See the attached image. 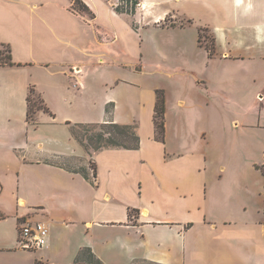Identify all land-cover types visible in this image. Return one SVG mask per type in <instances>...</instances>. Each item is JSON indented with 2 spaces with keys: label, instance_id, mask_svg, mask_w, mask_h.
<instances>
[{
  "label": "crops",
  "instance_id": "1",
  "mask_svg": "<svg viewBox=\"0 0 264 264\" xmlns=\"http://www.w3.org/2000/svg\"><path fill=\"white\" fill-rule=\"evenodd\" d=\"M73 1H1L10 14L5 13L0 44L11 46L14 64L0 65V264H90L78 261L85 249L103 264H264L262 207L255 218L221 207L216 209L229 214L209 216L212 205L194 197L205 186L204 163L171 172L166 143L156 139L158 87L147 92L135 78L144 71L143 55L120 59L114 68L108 63L109 55L125 51L114 45L119 34H139L141 27H162L168 17L184 16L188 24L167 29L194 26L202 47L199 29L209 28L216 49L225 42L222 55L263 64L264 0H140L134 14L116 11L115 0H84L94 18L76 12ZM252 86L255 95L246 108L255 106L262 116L264 76ZM31 87L49 109L37 113L36 123L28 119ZM145 113L151 115L157 145L146 149L138 127V148H103L90 155L96 176L88 163L83 171L57 160L85 155L72 125L132 123ZM169 127L167 116V140ZM180 175L191 183H171ZM155 177L166 191L175 187L194 200L153 205L147 198ZM25 219L50 227L47 245L36 250L19 245V223Z\"/></svg>",
  "mask_w": 264,
  "mask_h": 264
},
{
  "label": "rangeland",
  "instance_id": "2",
  "mask_svg": "<svg viewBox=\"0 0 264 264\" xmlns=\"http://www.w3.org/2000/svg\"><path fill=\"white\" fill-rule=\"evenodd\" d=\"M1 1L0 30L3 31L7 23L5 13L10 14V11ZM115 2L126 10L131 0ZM100 14L101 19L107 21L106 26L112 27L113 23L107 18L106 11H100ZM182 23L188 24L189 21L184 16L168 17L162 27L145 26L141 27L139 34H119L116 39L118 42L114 45L118 47L121 44L125 51L109 55L108 63L114 68L120 59L132 61L138 53L143 55L144 71L137 72L135 78L147 92L155 87L165 92L170 126L169 140L165 136V148L169 153L167 157L171 172L186 168L196 161L204 163L200 176L205 186H200L194 197L204 200L206 206L212 205L208 215L214 212L220 213L214 216L222 217L231 213L234 216L255 218L263 206V177L257 165L264 158V128L261 127L264 125V113L261 116L255 106L250 109L246 105L255 95V92H251L255 87L252 86L253 80L264 76V63L261 61L263 64H256L249 57L236 59L222 55L227 49L224 40L216 49V54L210 56L204 45L211 46L215 40L211 29L202 28L199 42L202 47H199L196 43L198 30L194 26L181 32L167 29ZM0 50L6 53L5 46L0 45ZM115 72L117 70L113 69L111 73ZM107 75L109 77L110 73ZM33 97L38 106H44L37 94ZM30 120L36 123V115ZM131 122L136 129L140 128L145 148H151L155 143L150 113ZM102 128L95 124L72 125L71 130L86 147H83L85 155L82 160L67 156L58 157L57 160L79 170L86 163L94 168L90 155L95 150L90 140H97L99 134L108 131L119 143H134L132 135L122 136L110 125L104 126V130ZM174 181L184 185L191 183L183 175L171 177V183ZM152 183L155 189H152L147 199L154 200L153 205L157 207L163 208L167 203L178 206L181 201L194 200L180 196V191L175 187L166 191L156 177ZM219 207L222 210L230 208V211H218L216 208ZM80 258H88V253L84 251Z\"/></svg>",
  "mask_w": 264,
  "mask_h": 264
},
{
  "label": "trees",
  "instance_id": "3",
  "mask_svg": "<svg viewBox=\"0 0 264 264\" xmlns=\"http://www.w3.org/2000/svg\"><path fill=\"white\" fill-rule=\"evenodd\" d=\"M129 2V0H127ZM140 4V0H131V3H128V6L130 7L126 10H124L119 3L115 5V9L118 12L121 13H127V14H134L137 11V8ZM72 8L79 13L87 14L89 17L94 18L96 16L95 12L88 6V4L84 0H74ZM201 31L202 28L199 29V42L201 43L200 37H201ZM0 45L6 47V53L0 50V65H12L14 62L12 61V49L9 44L1 43ZM204 47L209 51L210 56H213L216 54V42L213 41L212 45L209 46L204 45ZM157 101H156V107H155V116H154V122H155V136L156 139L162 142H165V133H166V112H167V106H166V96L165 92L162 89H157ZM37 94L39 98L41 99L44 106H38L37 103L34 101V95ZM28 119L33 118L37 113L41 110L49 111L48 107L46 106L43 97L37 93L36 89L34 87L30 88V92L28 95ZM107 112L111 113L112 109L108 106ZM37 117V116H36ZM83 123L75 124V125H82ZM95 125L102 126L103 130L105 129L104 126L110 125L113 128H116L118 134L122 136H133V144H124L119 143L117 140H115L113 137H111L112 132L108 131L104 134H99L97 140L92 138L90 140V143L92 144L95 151L101 150L103 148H110V147H124V148H138L140 146V136L138 134V129L134 125V123H118L114 122L113 120L103 122V123H90ZM72 131V130H71ZM73 136L78 140L77 134H75L74 131H72ZM81 144V143H80ZM82 147L86 148L84 146V143L81 144ZM95 164V163H94ZM257 168L261 171L262 177H263V206H262V213H263V219L262 223L264 224V158L263 161L257 165ZM75 169V168H72ZM77 170V169H76ZM84 171V168L82 169ZM94 170V176L97 175V169L96 165L93 168ZM87 177V174H84ZM133 210L130 212V215H132ZM85 252L88 253V258H80L78 256V261L85 260L86 262L90 264H103L102 261L95 256V254L90 249H85ZM36 264H53L50 262H45L42 260H37Z\"/></svg>",
  "mask_w": 264,
  "mask_h": 264
},
{
  "label": "built area",
  "instance_id": "4",
  "mask_svg": "<svg viewBox=\"0 0 264 264\" xmlns=\"http://www.w3.org/2000/svg\"><path fill=\"white\" fill-rule=\"evenodd\" d=\"M77 72V70H75ZM50 227L44 221L25 219L19 223V245L28 250H36L48 244Z\"/></svg>",
  "mask_w": 264,
  "mask_h": 264
}]
</instances>
